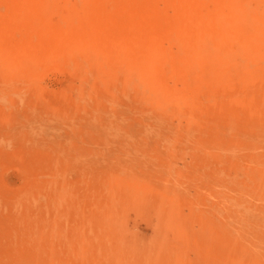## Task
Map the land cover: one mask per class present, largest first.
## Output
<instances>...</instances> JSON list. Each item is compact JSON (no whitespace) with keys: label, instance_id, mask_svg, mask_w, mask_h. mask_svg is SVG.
Wrapping results in <instances>:
<instances>
[{"label":"rangeland","instance_id":"1","mask_svg":"<svg viewBox=\"0 0 264 264\" xmlns=\"http://www.w3.org/2000/svg\"><path fill=\"white\" fill-rule=\"evenodd\" d=\"M13 1L0 0V17L15 14ZM36 1L21 7L31 11L18 32L0 21V33L10 28L0 42L18 49L29 46L26 30L74 24L77 0ZM190 1L202 14L218 4ZM154 3L172 22V0ZM227 25L224 47L163 39L171 57L154 74L172 98L156 97L161 103L114 52L84 67L67 59L69 69L39 59L12 70L0 58V264H264V105L229 102L233 78L249 70L236 55L253 44L236 45L238 23ZM32 218L49 227H24Z\"/></svg>","mask_w":264,"mask_h":264},{"label":"bare ground","instance_id":"2","mask_svg":"<svg viewBox=\"0 0 264 264\" xmlns=\"http://www.w3.org/2000/svg\"><path fill=\"white\" fill-rule=\"evenodd\" d=\"M46 1L47 0H43L42 2H46ZM207 1H209V0H206V2ZM216 1H218V4L216 3V5L212 9H210L209 13L206 14L205 13L206 11H205L204 12L205 14H202V12H201L202 10L201 11H199V9L197 10V8L195 7L196 5L193 2H191L190 0H172L171 7L173 9V17H174L173 21H172L173 24H172V22H169V21L166 22L161 16H159L157 14L154 0H110V1L109 0H102V1H96V2L93 0H77V3H75V1H74V3L70 1V4H72V6L74 8L73 12H75L76 10L78 11V12L76 11L78 13V15L76 17L73 16V19L75 18L74 24H73V22L70 23L71 24L70 27H68L66 29L53 30V29H51L52 26L48 27V26H46L47 23H46V25L44 23L43 26H40V28L42 30L39 32H35V31L28 32L26 30L25 36L29 40V46L28 45H26V46H28L27 47L28 49H33V50H28V49L26 50V48H25L26 46H19V48L16 49L14 46V42L9 44L8 43V41H10L9 38H6L4 36V39L6 38L7 40L2 39L0 42V58H1V61L3 59L4 60L3 62L8 64L6 66L9 67V65H10V67H12L11 69L13 70L14 69L13 64L17 63L19 61H27V62H30V64H33V60L34 61H40V60L42 61L43 59H45V60L49 59V61H48L49 63H50V61H51V63H53V61H55V60H56L55 63L57 61H59V63H61L60 60H64V61H62L63 66H64L63 62H65V60H67V59H74L76 61H79L80 64L83 63L82 66L83 65L85 66L90 61L94 62V63H92L93 65H97L99 63L101 64L102 63L101 61L103 59H105L110 53L114 52V54L118 57V60H119L118 62L119 63L121 62L120 65L125 66L124 68H125L126 73H127L125 75H129V76L131 75L132 79L133 80L135 79L137 81V83H138L137 85H139L144 90L146 89L145 92H147V90H148L150 92V93L148 92L149 95L152 94L155 96L154 97L155 99L153 98L154 100L157 99L156 97H164V98L170 97V98H172V96L169 93H167V91H164V88L161 87L160 80L154 74L155 70H157L159 68L160 63L166 62L165 60L166 59L169 60L171 57L170 50L165 48L162 44L163 39H165L166 41H169L170 39L175 38L173 42H176V37H180L181 42L179 41V43H182L184 45V47H185L186 43L184 44L183 40L184 41H189V40H191V41L195 40L196 41V39H197L196 42H198L199 39H203V40L205 39L207 42V45L209 44V46H215V45L222 46L223 44H225L224 33H226L228 31V29H227L228 25L227 24H228V22H233L235 24L238 23V25H237L238 28L236 29L237 31L233 32V36L236 37L237 41H238V43L236 45H238L241 42L244 43V42L250 41L251 44H253V48L250 50V53L248 54V56L246 55V56L240 57L239 53H238V56L236 55V58L238 59L236 63L238 65L239 70L246 69V68H248L249 70L246 74H243V75L241 74V71H240V74L235 79L230 75L234 80V81L232 80V83H233L232 87H235L234 88L235 90H234V92L231 93V96L229 98V102L232 103L236 100L244 99V100L250 101L254 105L257 103L255 106L258 107V109H259L261 105H264V104H261V103H264V93H262V96L259 94L260 93L259 90H261V89H259L260 88L259 86L261 84L264 85V74H260V76L262 77V78H260L259 72L261 73L260 70L264 69V66H262V68L260 70L259 69L255 70L254 68H252V66H253L252 63L259 61V63L264 64V8H262L261 10H257L258 9L257 5L264 6V0H251V1L250 0H238L236 3H233L232 0H216ZM35 2H37V1L36 0H14L13 3L8 4V6L10 9H12V8L16 9L14 11L15 14L12 15L11 17H9L7 15H5V16L1 15L0 21L3 22L5 24V26H10V28L11 27L12 28L17 27L16 31L18 32V30L21 28L19 26L23 22L22 18L24 15L22 13L24 12L27 15L31 11V10H29V12H27L26 11L27 9L23 10L21 7L31 8V7L35 6V4H34ZM38 2H40V1H38ZM67 2L68 1H66V3H65V7H66ZM198 2H200V1H198ZM251 2H254V4L256 2V8H252ZM204 10H205V8H204ZM9 14H12V13L10 12ZM73 14L74 13H72V15ZM61 16H62V14H61ZM35 21H37V20H35ZM24 22H25V20H24ZM8 30L2 31V33H0V38L3 36L4 33H5V35L10 34L9 33L10 31H8ZM232 31H235V30H232ZM232 31H231V33H232ZM27 39H25V40H27ZM169 44H170V42H169ZM175 44H177V42ZM207 45H206V47H208ZM176 46L178 47V45H176ZM223 47H224V45H223ZM178 49H180V48L178 47ZM236 49H237V47H236ZM204 51H205V49H204ZM172 54H174V52ZM174 55L176 57L178 56L176 54H174ZM230 60H232V59L230 58ZM104 61H106V60H104ZM70 62L72 63V61H70ZM5 63H4V65H5ZM59 63L57 65H59ZM0 64H1V62H0ZM47 64L48 63H46V65ZM92 64L89 63L88 65H92ZM256 64H258V63H256ZM16 65H18V64H16ZM16 65H15V68H16ZM27 65H28V63H27ZM163 65L165 66V68H167L166 70H168V68H169V67H167L168 64L165 65V63H163ZM77 66H78V64H77ZM64 67H67V66H64ZM91 67H93V66H91ZM2 69L0 71H2L1 73L3 74L4 72ZM262 72H264V71H262ZM7 73L9 74L10 72H7ZM7 73L5 75H7ZM118 73H119V71H118ZM91 74H93V72ZM191 74H193V73H191ZM233 76H235L234 72H233ZM125 77H127V76H125ZM173 78H174V76H173ZM206 78H208V77L206 76ZM133 80L131 82H133ZM129 81H128V83H130ZM188 81H190V80H188ZM191 82H193V81L191 80ZM2 84H3V82H2ZM32 84H34V83H32ZM36 84H37V81H36ZM193 84L194 83H191L190 86L192 87ZM262 85H261V87H262ZM14 86H16V85H14ZM257 86H258V88H257ZM262 88H264V87H262ZM262 90H264V89H262ZM2 92H4V91H2ZM209 92H210V90H208V93ZM4 93L7 94V92H4ZM42 93H43V91H42ZM73 93H75V92L73 91ZM227 93H226L225 97L228 95ZM238 93H239V95L236 97V95ZM220 94H219V96L223 95L222 93H220ZM213 95L216 96V94H213ZM208 96H210V95L208 94ZM225 97H223V98L225 99ZM217 98H219V97H217ZM223 98L220 101H222ZM163 99H161V100L164 102ZM202 99H204V98H202ZM143 100H146V99H143ZM211 100H212V98H211ZM207 101H209L208 98H207ZM216 101H217V99H216ZM0 102L2 103V102H4V100L3 101L0 100ZM159 103H161V102L159 101ZM223 103L225 104V102H223ZM183 104H185V103H183ZM170 105H168V106H170ZM0 111H1V113H4V112H2L1 109H0ZM5 112H6V110H5ZM35 112H36V110H35ZM32 114H33V112H32ZM166 116H168V115H166ZM185 116H183V117H185ZM148 118L150 119V117H148ZM158 120H159V118H158ZM231 120H230V123H231ZM230 126L231 125H229V127ZM30 129H28V130H30ZM33 130H35V129H33ZM28 135H30V133ZM209 152H211V151H209ZM44 166H45V164H44ZM259 181H260V178H259ZM18 196H19V194H18ZM14 199H16V198H14ZM19 200H20V197H19ZM24 200H26V199H24ZM14 201H12L13 205H11L12 206L11 208L16 207ZM16 201H18V200H16ZM26 202L27 201H24L23 204L26 205ZM27 204H28V202H27ZM30 204L32 205L33 203H30ZM8 206H9V204H8ZM17 207H18V205H17ZM17 209H18V211H17ZM17 209H16V211L20 212L19 207ZM11 210H13V209H11ZM25 210H26V208H25ZM35 210H34V213L36 212ZM13 211H15V210H13ZM17 212L16 213L14 212V215L17 214ZM35 216H37V215H35ZM18 217H19V215H18ZM21 217H20V219H21ZM32 219H33V222L31 223V225L25 224L23 226L26 228L31 227L35 230H37V229L43 230V229H47L49 227L46 219H42V220L40 218H38L37 220H35L34 218H32ZM28 220L30 221V218ZM228 238H229V236L225 235V241H226L225 243L229 242Z\"/></svg>","mask_w":264,"mask_h":264}]
</instances>
